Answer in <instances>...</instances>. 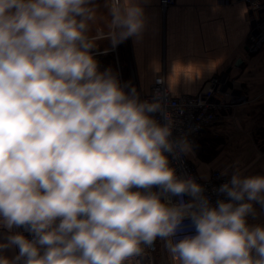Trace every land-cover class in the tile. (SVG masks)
<instances>
[{
    "label": "clouds",
    "instance_id": "9594fccd",
    "mask_svg": "<svg viewBox=\"0 0 264 264\" xmlns=\"http://www.w3.org/2000/svg\"><path fill=\"white\" fill-rule=\"evenodd\" d=\"M90 5L0 0V227L32 236L7 235L0 252L19 251L0 264H139L157 238L173 264H264V226L246 221L251 201L264 206V176L233 174L216 207L177 178L165 153L188 148L170 139V118L150 115L159 100L126 93L91 54L98 40L139 39L142 7L108 0V31L89 36ZM185 219L195 235L174 241Z\"/></svg>",
    "mask_w": 264,
    "mask_h": 264
},
{
    "label": "crops",
    "instance_id": "0c3cea01",
    "mask_svg": "<svg viewBox=\"0 0 264 264\" xmlns=\"http://www.w3.org/2000/svg\"><path fill=\"white\" fill-rule=\"evenodd\" d=\"M137 2L145 22L140 38L129 37L116 47L107 39L98 40L91 50L114 55L103 62L104 71L110 69L121 78L127 93L134 89L143 95L162 77L176 97L196 95L210 79L223 75L244 100L188 145L187 157L203 178L216 169L231 177L236 173L241 177L264 176V47L255 54L247 53L254 16L246 4L175 0L174 5L162 9L160 0ZM90 6L95 19L89 22L88 35H95L98 29L106 33L111 19L108 0H91ZM103 42L106 47H102ZM195 146H208L215 154L203 159L194 152ZM250 203L253 212L246 217L248 225L264 226V206ZM13 229L9 233L0 227V243H6ZM18 251L12 246L0 255L12 260Z\"/></svg>",
    "mask_w": 264,
    "mask_h": 264
},
{
    "label": "built area",
    "instance_id": "2783aa9c",
    "mask_svg": "<svg viewBox=\"0 0 264 264\" xmlns=\"http://www.w3.org/2000/svg\"><path fill=\"white\" fill-rule=\"evenodd\" d=\"M245 3L250 13L254 16L247 38V53L255 54L264 47V0H235ZM175 0H160L162 9L174 5ZM104 52L91 53L97 61L98 70L104 71L103 62L99 55ZM98 56V57H97ZM123 87L121 78H118ZM124 89V87H123ZM125 91V90H124ZM126 92V91H125ZM127 93V92H126ZM140 101L154 102L159 100L161 110L150 114L161 125L168 122L167 116L171 120L172 141H185L187 146L196 142L200 134L214 126L222 117L244 100L237 96L229 87L227 79L222 76H215L207 83L205 89L196 95L174 96L166 87L162 77L157 78L150 87V91L143 95L135 92ZM169 160V167L174 169L175 175L179 179H192L203 188V196L209 201L210 206L216 207L218 200L229 202V198L224 193L218 192L221 185L230 182L231 176L216 169L209 177L203 178L198 167L192 163L186 152L165 153ZM152 191L160 193L161 189L154 186ZM189 202L192 197L184 194L182 197L162 194V202H170L172 205ZM247 202V201H246ZM22 233L28 239H32L30 233L23 228H14L13 234ZM187 235H195L194 226L189 219H185L172 239L179 240ZM139 264H173L171 256L165 247V241L157 238L151 247H145L144 254L136 258Z\"/></svg>",
    "mask_w": 264,
    "mask_h": 264
},
{
    "label": "rangeland",
    "instance_id": "374dc122",
    "mask_svg": "<svg viewBox=\"0 0 264 264\" xmlns=\"http://www.w3.org/2000/svg\"><path fill=\"white\" fill-rule=\"evenodd\" d=\"M101 44H104V42L101 43ZM97 45H100V44L98 43ZM102 47H106V45L104 44V45H102ZM102 47H100V48H102ZM99 58H100V60L102 62L106 61V63H107L109 61V58H113L114 59V55L113 54L110 55V54H107V53H103V54L99 55ZM193 150H194V152L196 151V153H200V156L203 159H209L211 156H214V154H215L214 152L211 154V151H213V150L212 149L210 150L208 148V146H204V147L195 146ZM137 190L138 189H135V188L132 189V191H137ZM140 191H143V190H140Z\"/></svg>",
    "mask_w": 264,
    "mask_h": 264
},
{
    "label": "trees",
    "instance_id": "16d2710c",
    "mask_svg": "<svg viewBox=\"0 0 264 264\" xmlns=\"http://www.w3.org/2000/svg\"><path fill=\"white\" fill-rule=\"evenodd\" d=\"M212 157H213V156H211L210 158H212ZM210 158H209V159H210Z\"/></svg>",
    "mask_w": 264,
    "mask_h": 264
}]
</instances>
